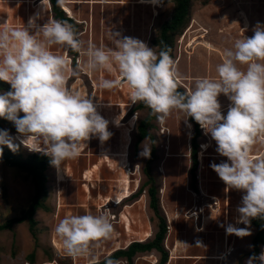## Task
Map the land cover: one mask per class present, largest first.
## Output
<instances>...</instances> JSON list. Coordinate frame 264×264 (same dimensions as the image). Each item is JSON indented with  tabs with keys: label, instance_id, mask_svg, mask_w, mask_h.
<instances>
[{
	"label": "clouds",
	"instance_id": "obj_1",
	"mask_svg": "<svg viewBox=\"0 0 264 264\" xmlns=\"http://www.w3.org/2000/svg\"><path fill=\"white\" fill-rule=\"evenodd\" d=\"M66 2L57 0L61 7ZM150 2L158 5L161 0ZM110 35L114 48L85 44L66 20L52 18L40 26L30 18L27 26L0 25V81L11 86V91L0 93V118L14 124L25 148L50 157L51 165L59 170L65 160L78 157L92 137L103 143L112 135L93 97L70 90L68 80L81 72L111 73L118 69L133 103L146 105L158 122L163 124L179 110L211 135L217 152L228 162L210 167L230 189L244 193L237 223L248 227L229 224L226 234L251 236V220H264V158H251L252 146L264 136V26L258 23L250 38L234 39L216 66L217 77L196 78L188 93L178 91L182 77L167 45L157 52L139 39L113 31ZM55 46L79 53L83 62L72 67L65 55L53 51ZM119 84L118 79H101L99 87L111 90ZM221 95L231 102L226 115L221 111ZM20 112L24 113L22 118ZM14 139L7 130H0V145L16 152ZM151 146L144 143L140 155L150 158ZM54 231L66 255L83 257L88 264H97L93 249L116 235L107 213L66 215ZM196 247L204 245L197 240ZM257 262L264 264V251L249 257L245 264ZM104 264L121 261L107 257Z\"/></svg>",
	"mask_w": 264,
	"mask_h": 264
},
{
	"label": "rangeland",
	"instance_id": "obj_2",
	"mask_svg": "<svg viewBox=\"0 0 264 264\" xmlns=\"http://www.w3.org/2000/svg\"><path fill=\"white\" fill-rule=\"evenodd\" d=\"M107 1L122 2L125 5L120 6L122 8L119 11L113 9L110 12V21H106L104 24L102 18H99V21L96 19L98 10L94 11L93 42L96 46L114 48L115 43L110 35V32L113 31L114 33L119 32L121 37L139 39L149 47L157 48V52L160 51L158 43L160 33L162 28L172 21L176 13V0H161L156 8V13L149 6L137 5L138 0ZM101 12L100 8V16ZM258 23L264 26V0H192L190 16L185 27L180 34L173 37L172 41L173 60L182 77L178 80V87L188 93L194 87L196 78L205 76L216 78V66L223 61L224 49L231 47L234 39L243 36L252 37ZM117 70L111 73L96 72L94 81L99 83L101 79H116L113 73ZM126 83L125 81L121 84V86L124 85L123 93H128L130 96V90ZM7 85L11 91V86ZM99 96L103 102H105L104 100L114 101L121 97L117 91L111 92L105 89L101 90ZM218 99L221 106L230 102L224 95ZM131 101L130 98L128 103L131 104ZM139 104L140 102L135 104L124 121L125 124L130 123L129 127L118 128L119 119L127 108L120 114L116 107L104 108L105 110L101 113V116L109 122L108 127L114 129V135L110 139L114 148L128 152L132 168L130 170L133 172L134 169L135 174V169L139 167L140 172L130 176V180L133 182L132 186L139 182V190L130 201L132 204L133 202L137 204L133 207L132 204H124L120 207L110 205L112 215L118 218L112 221L116 235L113 239L104 241L99 247L93 249L97 259L100 260L99 263L107 257H111L114 253L110 256L107 254L116 247L123 248L128 242L136 243L138 240L148 237L149 233L152 234V237L145 243L152 242L159 232L160 224L163 223L167 227V234L162 245L164 252L168 255L167 264L172 254L177 258L172 264H245L254 253L253 239L257 234V230L252 226L254 219L251 220L249 228L252 232L251 236L240 238L236 235L226 234L229 224L237 228L248 227L237 223L239 219L237 209L241 206L244 193L232 189V194L238 199H230L229 203L223 201H216V203L215 199L204 198L199 194L201 182L204 189L209 183V179L208 171L203 175L199 173L201 164L198 157L201 148L209 147L204 144L207 140H212L211 135L204 134L199 129L196 157L198 168L192 182L190 171L194 127L190 124L187 115L179 110L173 111L163 124L155 118L147 129L150 138L142 140L139 128L151 113L147 109L137 108ZM18 115L22 118L24 113L20 112ZM186 119L187 122H185ZM133 122L135 124L129 143L127 132ZM0 130H7L15 138L14 142L19 149L18 156L23 161H28L31 155H44L29 151L21 144L22 137H14L18 133L12 122L6 120ZM119 130H124V135ZM164 131L165 133H163ZM259 140L264 141V136ZM213 142L215 141L213 140ZM144 143L145 146L152 145L151 152L155 151V160L150 161L151 158H144L140 155ZM2 147L6 146L0 145V148ZM263 152L252 151L251 158H258ZM207 153L208 151L205 157ZM210 153L219 154L217 151ZM119 160L117 165L123 169V162L119 164ZM45 177L47 194L42 202L43 208L35 212L37 222L35 232H31L28 222L14 224L11 230L0 231V264H44L53 261L55 264H88V261L83 257L76 261L65 254L54 229L66 215L76 214L77 210L81 212V215L93 214L94 208L75 209L77 202L71 197L75 188H68L64 184L60 194L61 189L55 182L54 166L47 170ZM152 187L156 191L157 213L150 207L151 200L148 191ZM34 196L35 189L31 178L21 170L8 167L0 162V227L13 219L21 218L23 212H26L32 204ZM60 202L61 210L59 209ZM196 208L204 210V212L199 213L194 210ZM214 210L218 212L215 213ZM193 214H197L200 219H189ZM197 240L201 241L204 247H196ZM55 241L61 250L55 249ZM228 249L233 250L232 254L218 263L199 259L200 257L225 256ZM262 251H264V244L259 246V251L255 256H259ZM118 260L121 261V264H159L161 254L157 251L137 254L129 263L124 258Z\"/></svg>",
	"mask_w": 264,
	"mask_h": 264
},
{
	"label": "crops",
	"instance_id": "obj_3",
	"mask_svg": "<svg viewBox=\"0 0 264 264\" xmlns=\"http://www.w3.org/2000/svg\"><path fill=\"white\" fill-rule=\"evenodd\" d=\"M94 1L98 3L94 4ZM111 3L113 2H109L107 0H67L65 6L61 7L58 5L60 15L58 18L51 0H42V2L41 0H0V25L7 22V26H10L11 28L21 27L23 25L27 26L30 18L35 19L36 24L40 26L52 18L66 20L70 21L69 23L75 26L79 33V38L83 40L85 44L88 42L94 44V11L96 9L98 10L96 13V19L99 21V18H102L104 24L106 21H110V12L113 9H118L119 11V9L122 8L120 6H124L113 5ZM100 8L102 11L101 16ZM67 9L70 13H68ZM53 51L65 55L70 60L72 67H75L78 63H82L84 59L79 53L74 51L71 53L70 49H65L60 46H55ZM113 74L118 80H120L119 78H122L120 77L118 70ZM123 83L124 82L120 80V84L116 87V89L114 88L108 90L111 92L117 91V93H120L121 97L114 101L104 100L105 102H103L102 106H97V111L100 115L103 113V110H105L104 108L116 107L118 108L117 111L120 114L125 108L129 107L130 104L128 101L130 96L128 93H123L124 85L121 86ZM67 87L70 90H78L81 93L84 92L83 95L93 97V102L96 105V96H99V93L103 90L99 87V83L94 81V73L86 72H81L78 77H70ZM230 103L231 102H227L225 106H221L223 115H226ZM108 131L112 134L110 137L111 139L114 135L113 127H108ZM119 131L124 135V130ZM110 139L101 143L97 137H92L89 141H87V148L82 149L78 157L75 159L65 160L62 163V168L60 166V172L67 180L65 183H57L58 169L54 167L55 182L56 185L60 187V191L63 190L64 184L68 188L70 187L76 189L75 192L71 194V197L74 198L77 204L76 207H72H75V209L80 208L85 210L88 207L94 208L93 215H99L106 212L109 219L111 211L110 207L105 209L102 208V206L109 202V200L115 201L119 197L122 189V179L125 176L124 169H121L117 165V162L120 159L118 156H120L121 152L124 151L120 148H114ZM204 145L209 146V148L206 157L203 158L204 161L202 163L200 162L201 165L199 173L203 175L208 171L209 183L206 184L203 189V184L201 182L199 194L215 199V202L223 201L224 203H229L230 199H238L237 196L232 194V189H230L210 167L213 163L220 164L222 162H228L227 158L219 154L213 155L210 153L211 151H217V145L213 142V140H207ZM201 151H203L202 148L200 149V152ZM252 151H264V141L258 140V142L252 146ZM135 185L132 186L133 192H135L134 195L127 199L124 204H132L130 201L137 194ZM136 204V202H133L132 207ZM110 205L112 204L110 203ZM76 214L81 215V212L77 210ZM112 217L114 216L112 215ZM110 221L112 222L113 220ZM125 232L127 233L126 230ZM212 261L216 263L219 262L218 260Z\"/></svg>",
	"mask_w": 264,
	"mask_h": 264
},
{
	"label": "trees",
	"instance_id": "obj_4",
	"mask_svg": "<svg viewBox=\"0 0 264 264\" xmlns=\"http://www.w3.org/2000/svg\"><path fill=\"white\" fill-rule=\"evenodd\" d=\"M51 3L53 5L56 16L59 18L60 15L58 11L57 0H51ZM175 3H176V13L172 21L162 28L160 33V41H158L160 49L163 48L165 45H167L171 49L170 54L172 58H173V43H172L173 37L177 34H180L181 30L185 27L186 21L190 16L192 0H176ZM71 53H73V51H71ZM8 91H10L9 86L6 83L0 81V92H8ZM178 91L185 93V91H183L180 87H178ZM137 108L147 109L151 113L150 117L139 128L141 139L145 140L147 138H150V134L147 132V129L150 127L151 122L156 118V116L153 115L151 109H149L142 102H140ZM5 122L6 119L0 118V128L2 124ZM189 122L194 127V135L192 137V156H191L192 167L190 171L193 182L195 179V172L197 171L198 168V161L196 157H197V149H198L197 139L200 136V132H199L200 125L190 117H189ZM2 149H3V155L0 156V162L4 163L8 167L17 168L21 170L23 173L27 174V176L31 178L32 184L34 186L35 196L32 200V204L30 205L29 209L26 212H23L22 214L23 216L21 218L13 219L9 221L6 225L0 227V231L11 230L14 224H23L25 222H28L31 232L34 233L35 228L37 226V222L35 220V212L43 208L42 202L47 194L45 173L49 168L53 167L50 163V157L46 155L36 154V155H31L28 161H23L21 157L18 156L19 149L16 152L11 151L7 146L2 147ZM150 158H151L150 161L155 160L154 150L151 152ZM150 182H153V180H150ZM148 193L151 200L150 207L155 213H157L158 211L157 198L154 187L150 188ZM252 226L257 230V234L253 239V247H254L253 255H255L259 251V246L261 244H264V220L256 218L253 220ZM166 234H167V227L165 226V224L161 223L159 227V232L156 234L155 239L152 242L132 243L127 248V250L126 249L119 250L115 252L111 256V258L117 260L124 258L129 263L133 261V258L137 254H145V253H150L152 251H157L161 254V260L159 264H167L168 255L164 252L162 248ZM104 262L105 260L97 264H104Z\"/></svg>",
	"mask_w": 264,
	"mask_h": 264
},
{
	"label": "bare ground",
	"instance_id": "obj_5",
	"mask_svg": "<svg viewBox=\"0 0 264 264\" xmlns=\"http://www.w3.org/2000/svg\"><path fill=\"white\" fill-rule=\"evenodd\" d=\"M96 3H98V2H96V1H94V4H96ZM111 4H113V5H125V3H122V2H118V3H115V2H113V3H111ZM137 5H139V6H149V7H151V8H153L154 10H155V13H156V8L159 6V4L158 5H153L151 2H150V0H143V3L141 2V0H138L137 1V3H136ZM63 10H64V8H63ZM46 11V10H45ZM67 11H68V13H70L69 12V10L67 9ZM66 11V12H67ZM10 27V26H9ZM209 49V48H208ZM211 51V50H210ZM72 78V77H71ZM81 79V78H80ZM121 81H123V82H125V80L123 79V78H119ZM127 84V83H126ZM87 88V87H86ZM84 90V89H83ZM84 93V92H83ZM82 93V94H83ZM87 94H89V93H87ZM90 95V94H89ZM86 96V95H85ZM90 97V96H89ZM96 98H98L97 99V106H102L103 105V101L102 100H100V96H96ZM137 102H135V103H133V101H131V104L129 105V107L126 109V111H124L123 112V114H122V116L120 117V119H119V122H118V128H123V127H126V126H128L129 127V125H130V123L128 122V123H124V121L128 118V116H129V113H130V111H131V109L135 106V104H136ZM135 121V120H134ZM134 122L132 123V127H130V129L128 130V137H129V143H130V141H131V134H132V132H133V128H134ZM164 130V129H163ZM163 133H165V131L163 132ZM127 141V140H126ZM128 142V141H127ZM128 145V144H127ZM126 145V146H127ZM128 147V146H127ZM208 148L209 147H204V148H202L203 149V151H201L200 152V156L198 157V159L200 160V162H203L204 161V159L203 158H205V154H206V152L208 151ZM129 153L128 152H124V153H121L120 154V156H118V157H120V158H123L122 160H119V164L121 163V162H123V169H124V172H125V178H123V180H122V189H121V194L119 195V197L115 200V201H112V200H109V202H107L105 205H103L102 206V208H105V209H108L109 207H110V203L114 206V207H120V206H122L124 203H125V201L127 200V199H129L130 197H132V195H134V193L135 192H133V190H132V181L130 180V176H133V175H136L137 173H139L140 172V169H139V167H137L136 169H135V174H134V169H133V172L131 171L132 170V168H131V162L129 163ZM264 157V152H263V154L261 153V156L260 157H258V158H254L255 160L256 159H260V158H263ZM130 168H131V170H130ZM58 176H57V182L58 183H63V182H65V178H64V176L63 175H61V173H60V169L58 170ZM135 188H136V192H138V189H139V182H137L136 183V185H135ZM61 192V191H60ZM163 193H164V191H163ZM203 197L204 198H208V196H206V195H203ZM61 200V199H60ZM208 207V206H207ZM62 208V204H61V202H60V205H59V209H61ZM194 210H196L197 212H199V213H203L204 212V210H200L199 208H196V209H194ZM110 211V210H109ZM216 212H218V211H215V213ZM106 213V212H105ZM110 220H116L117 219V217H112V215H111V211H110ZM190 218H195V219H200V217H198V215L197 214H193V215H190V217H189V219ZM126 219H128V218H126ZM206 221V220H205ZM130 228V227H129ZM202 228V227H201ZM204 229V228H203ZM201 231V230H200ZM147 234V233H146ZM152 237V234L151 233H149V235H148V237H146L145 239H140V240H138V242L139 243H145L146 241H147V239H149V238H151ZM132 244V242H128L127 243V245L125 246V247H123V248H121V246H118V247H116V249L115 250H113V251H110V252H108V256H110V255H112L113 253H115V252H117L118 250H120V249H123V250H127V248L130 246ZM54 246H55V249H57V250H61L60 249V247H59V245L57 244V242L55 241L54 242ZM232 252H233V250L232 249H228V252L225 254V256L223 255V256H212V257H200L199 259H202V260H218V261H220V260H224V258L226 257V256H228V255H231L232 254ZM73 258V257H72ZM187 258H190V257H187ZM76 261H77V259L78 258H74ZM177 258L174 256V254H172V256H171V259H170V261L168 262V264H172L173 263V261L174 260H176ZM100 262V260L99 259H97V263H99ZM156 263V262H155ZM44 264H52V263H44ZM154 264V263H153Z\"/></svg>",
	"mask_w": 264,
	"mask_h": 264
},
{
	"label": "built area",
	"instance_id": "obj_6",
	"mask_svg": "<svg viewBox=\"0 0 264 264\" xmlns=\"http://www.w3.org/2000/svg\"><path fill=\"white\" fill-rule=\"evenodd\" d=\"M10 85V84H9ZM204 134H205V131L201 129V127L199 128ZM19 135L18 134H15L14 137H18ZM207 136V135H206Z\"/></svg>",
	"mask_w": 264,
	"mask_h": 264
},
{
	"label": "flooded vegetation",
	"instance_id": "obj_7",
	"mask_svg": "<svg viewBox=\"0 0 264 264\" xmlns=\"http://www.w3.org/2000/svg\"><path fill=\"white\" fill-rule=\"evenodd\" d=\"M199 162H200V160H199ZM202 163V162H201ZM209 207V206H208ZM216 210H214V212H215Z\"/></svg>",
	"mask_w": 264,
	"mask_h": 264
}]
</instances>
